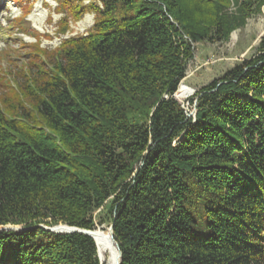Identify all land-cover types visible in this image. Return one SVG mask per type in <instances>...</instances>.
<instances>
[{
  "label": "trees",
  "instance_id": "obj_1",
  "mask_svg": "<svg viewBox=\"0 0 264 264\" xmlns=\"http://www.w3.org/2000/svg\"><path fill=\"white\" fill-rule=\"evenodd\" d=\"M55 2L59 36L93 23L52 49L31 30L21 71L0 74V226L24 228L0 231V264H115L110 224L120 264H264V35L194 93V117L174 97L194 45L264 0Z\"/></svg>",
  "mask_w": 264,
  "mask_h": 264
},
{
  "label": "rangeland",
  "instance_id": "obj_2",
  "mask_svg": "<svg viewBox=\"0 0 264 264\" xmlns=\"http://www.w3.org/2000/svg\"><path fill=\"white\" fill-rule=\"evenodd\" d=\"M6 1L0 0V5L3 4L0 9V74L4 76L8 73L10 76L15 75L27 62L28 51L32 48L26 45H32L36 40L31 35V30L48 34L49 37L44 35L40 37V46L52 49L59 44L62 38L84 34L93 23V14L86 13L80 20L70 22V30L59 36L57 21L62 14L54 12L55 0H33L32 7L26 15H23L21 7L10 0ZM45 4L50 8L48 9ZM49 15L51 16L50 21ZM82 21H85L84 25L79 24ZM21 29L29 32H21ZM263 35L264 8L260 14L248 18L241 28L234 30L228 40L202 41L194 45L193 58L187 62L186 74L181 80L192 91L185 98L174 96L182 103L187 114L196 110L194 107L196 99L192 100L193 103L189 102L194 93L220 78L236 62L256 54V48ZM98 228L102 229L103 226H97Z\"/></svg>",
  "mask_w": 264,
  "mask_h": 264
},
{
  "label": "water",
  "instance_id": "obj_3",
  "mask_svg": "<svg viewBox=\"0 0 264 264\" xmlns=\"http://www.w3.org/2000/svg\"><path fill=\"white\" fill-rule=\"evenodd\" d=\"M174 96H176L174 94ZM195 107V105H194ZM195 111H191L190 113H188L187 115L190 116H195ZM113 224H110L106 229L110 235V238H111V241H113L115 243V246L118 250V254L117 257H118V260H117V264H120L121 263V258H122V252L120 250V247L118 245V243L115 241V238H114V234H113ZM45 229L47 230H50V231H53V232H59V233H74V232H77V233H82V234H85L91 238H93L94 242H95V245L97 247V244H96V241L94 239V234L96 233V230H86V229H80V228H77L75 226H69V225H66V224H57L55 226H52V227H44ZM22 230L24 228L20 227V226H10V225H5V226H0V231L1 230Z\"/></svg>",
  "mask_w": 264,
  "mask_h": 264
},
{
  "label": "bare ground",
  "instance_id": "obj_4",
  "mask_svg": "<svg viewBox=\"0 0 264 264\" xmlns=\"http://www.w3.org/2000/svg\"><path fill=\"white\" fill-rule=\"evenodd\" d=\"M79 24H81V25H84L85 24V21H82V22H80ZM180 85V84H179ZM94 230H96V229H94ZM106 231H107V229H106ZM96 232H97V230H96ZM107 233V235H108V237L110 238V235H109V233H108V231L106 232ZM94 239H95V234H94ZM96 241V240H95ZM111 241V240H110ZM115 245V243L112 241L111 242V245H112V251H113V255H115V258H116V260H115V264H117V260H118V257H117V255L116 254H118V250H117V248H116V246H114Z\"/></svg>",
  "mask_w": 264,
  "mask_h": 264
}]
</instances>
